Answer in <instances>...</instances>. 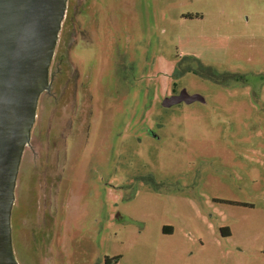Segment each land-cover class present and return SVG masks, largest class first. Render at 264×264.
Returning a JSON list of instances; mask_svg holds the SVG:
<instances>
[{"label":"rangeland","instance_id":"374dc122","mask_svg":"<svg viewBox=\"0 0 264 264\" xmlns=\"http://www.w3.org/2000/svg\"><path fill=\"white\" fill-rule=\"evenodd\" d=\"M105 4L90 47L64 50L90 75L92 109L66 153L51 241L33 243L11 218L16 263L264 264V0ZM186 56L216 81L185 71L197 66ZM113 61L128 71L119 82ZM181 91L201 101L161 106Z\"/></svg>","mask_w":264,"mask_h":264},{"label":"flooded vegetation","instance_id":"af4514ba","mask_svg":"<svg viewBox=\"0 0 264 264\" xmlns=\"http://www.w3.org/2000/svg\"><path fill=\"white\" fill-rule=\"evenodd\" d=\"M68 1L71 8L67 12L66 5L64 9L62 22L65 17L67 20L64 26L61 22L52 60L48 66V90L38 97L29 143L23 151V154L26 151L29 156L27 162L23 161L27 164L25 167L28 168L27 180L20 184L18 174L15 186L18 196L14 194L10 214L13 226L17 228L23 222V228L27 230L30 240L36 239L43 244L51 241L54 215L61 208V203L60 205L57 203L63 198V196L60 199L58 197L60 179L68 173L66 153L70 152L73 157L75 155L72 151L79 150L86 136L92 109L90 75L87 72L80 73L68 60L69 58L64 53L65 46L74 49L88 45L89 48L93 38L98 36L97 33L91 31H96L99 27L97 20H94L92 16V11L95 6L102 9L106 6L105 0H101V4L97 2L98 0H66V4ZM85 3L89 9L86 14L89 27L81 28L77 19L83 17L80 10ZM100 23L107 27L103 19ZM65 27L68 30H64ZM100 34L108 36L105 31ZM102 51L106 61L107 48L104 46ZM112 64L113 82H119L121 74L128 73V71L124 70L119 75L116 69L117 66H121V63L113 61ZM113 92L117 93L114 84ZM178 95L179 93L168 97ZM16 198L21 201L18 205L15 204ZM15 214L16 220H14Z\"/></svg>","mask_w":264,"mask_h":264},{"label":"water","instance_id":"95a60500","mask_svg":"<svg viewBox=\"0 0 264 264\" xmlns=\"http://www.w3.org/2000/svg\"><path fill=\"white\" fill-rule=\"evenodd\" d=\"M65 8L66 0H0V264H17L10 231L16 180ZM200 101L181 91L161 106Z\"/></svg>","mask_w":264,"mask_h":264},{"label":"trees","instance_id":"16d2710c","mask_svg":"<svg viewBox=\"0 0 264 264\" xmlns=\"http://www.w3.org/2000/svg\"><path fill=\"white\" fill-rule=\"evenodd\" d=\"M193 18H197V16L196 15H194L193 16ZM185 60L186 61H188V62H196V68L195 69H192V68H189V67H187V65H186V67H185V71L187 70L189 73H192V74H200L199 73V69H203V70H205V71H207V70H209L210 71V75H208V78L212 81V82H215L216 81V77L211 73V72H213L214 70L213 69H205L204 68V66H200L199 64V62H198V60H196V59H194V58H192V57H188V56H186V58H185ZM183 70V71H184ZM180 72H182L180 69H179V71L178 70H173V73H172V75H174V73H180ZM204 74V73H203ZM205 75V74H204ZM225 75H227V77L229 76V77H233L232 76V74H230V75H228V74H225ZM206 76V75H205ZM161 233H163V234H167V235H169L170 234V229H167L166 227H164L163 228V230H161ZM226 236H227V234H226Z\"/></svg>","mask_w":264,"mask_h":264}]
</instances>
